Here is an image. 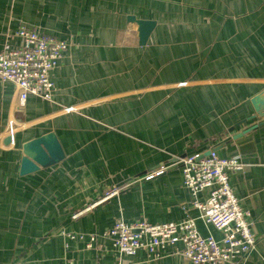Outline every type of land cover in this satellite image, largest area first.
Returning <instances> with one entry per match:
<instances>
[{"label": "crops", "instance_id": "0c3cea01", "mask_svg": "<svg viewBox=\"0 0 264 264\" xmlns=\"http://www.w3.org/2000/svg\"><path fill=\"white\" fill-rule=\"evenodd\" d=\"M131 15L156 21L146 44ZM22 26L70 45L50 73L51 100L21 102L0 78V264H191L122 255L106 231L119 219L192 218L219 238L180 167L211 149L245 165L230 183L257 243L235 264H264V118L251 103L264 90V0H0V50L20 43ZM50 131L65 159L20 175L23 143Z\"/></svg>", "mask_w": 264, "mask_h": 264}, {"label": "built area", "instance_id": "2783aa9c", "mask_svg": "<svg viewBox=\"0 0 264 264\" xmlns=\"http://www.w3.org/2000/svg\"><path fill=\"white\" fill-rule=\"evenodd\" d=\"M15 36L19 38V44H6L0 50V78L16 85L21 102H26L29 95L51 100L54 82L50 73L64 57L69 42L26 26L20 27ZM15 129L11 120L9 134L14 136ZM180 167L183 182L195 197L193 205L219 232V238L201 234L192 218L180 222L119 219L106 231V237L120 254L133 255L143 249L150 259L178 253L191 264H235L247 257L257 243L252 215L235 194L229 176L232 171L244 169L240 155L221 157L211 149L207 155L184 156L180 159ZM162 171L156 170L146 178ZM204 191L208 194L206 200L201 201L197 196ZM118 192L119 188L114 186L101 200ZM91 240H94L93 236Z\"/></svg>", "mask_w": 264, "mask_h": 264}, {"label": "water", "instance_id": "95a60500", "mask_svg": "<svg viewBox=\"0 0 264 264\" xmlns=\"http://www.w3.org/2000/svg\"><path fill=\"white\" fill-rule=\"evenodd\" d=\"M128 20L138 26L139 43L146 44L152 30L156 25L155 20L139 19L136 16H129ZM255 114L252 117L264 118V90L251 98ZM262 122H260L261 124ZM254 124L244 130V133L256 128ZM233 130V129H232ZM239 136L242 134H238ZM237 138V136H236ZM14 136L8 135L3 139L5 145L13 142ZM209 152L203 155H207ZM66 157L63 146L54 131L47 132L41 136L32 138L22 145V157L20 175H26L41 168H48L59 164Z\"/></svg>", "mask_w": 264, "mask_h": 264}, {"label": "rangeland", "instance_id": "374dc122", "mask_svg": "<svg viewBox=\"0 0 264 264\" xmlns=\"http://www.w3.org/2000/svg\"><path fill=\"white\" fill-rule=\"evenodd\" d=\"M10 122V121H9ZM15 124V123H14ZM8 126H9V124H8ZM16 126V125H15ZM8 129V128H7Z\"/></svg>", "mask_w": 264, "mask_h": 264}]
</instances>
